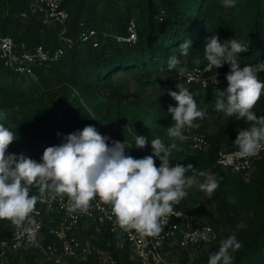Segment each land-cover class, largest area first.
I'll return each mask as SVG.
<instances>
[{
	"label": "trees",
	"instance_id": "16d2710c",
	"mask_svg": "<svg viewBox=\"0 0 264 264\" xmlns=\"http://www.w3.org/2000/svg\"><path fill=\"white\" fill-rule=\"evenodd\" d=\"M29 2L0 0V34L10 36L18 45L26 44L29 49L41 45L54 51L62 46L61 35L73 45L58 62L35 67L36 80L9 70L0 60V111L6 114L0 124L15 138L7 154L41 159L44 150L52 147L59 137L57 133L61 134L63 143L65 136L80 131L85 125L96 126L109 138L116 135L119 139L134 140L135 135L146 136V148L151 150V140L159 136L166 146L176 145L171 149L173 166L177 163L192 166L186 176L197 175L205 181L206 176H201L200 169L206 167L219 181L209 201L215 204L214 211L207 205L188 207L186 202L178 205L183 211L208 220L218 231L222 226L226 229L224 237H219L198 256L199 262L208 264L210 254L218 251L220 241L235 234L243 246L231 253L232 264H264V159L255 163L247 181L238 177L243 175L229 174L216 165L221 150L238 149L233 143L238 131L250 125L215 110L217 95L213 97V92H226V89L203 88L194 82L186 84L182 77L187 70L202 71L208 77L230 69L225 64L219 69L204 71L208 68L206 44L212 35L219 36L221 43L235 38L249 46L247 52L240 54L241 66H255L264 61V0H234L235 6H225L223 0H64L62 7L69 17L64 24L53 27H45L38 17H21ZM132 20L137 25V42L132 45L118 42L117 37H128ZM91 31L95 35L84 41L83 36ZM185 40H190L192 47L187 56H182L179 48ZM173 55L179 65L168 71L167 60ZM257 75L259 80H264V72ZM123 76L133 79L142 89L153 85L162 87L169 82L174 86L180 81L184 83L197 105L217 120L210 132L203 124L194 130L207 137L206 159H203L205 152L193 150L191 141L169 140L165 135L173 123L167 109L169 105L177 106V102L163 93L154 114L143 104L140 91L131 92L126 85L117 84ZM72 98L79 104L76 114L61 108ZM222 98L227 101L226 95ZM253 110L257 117L264 116L263 95ZM98 123L109 128L103 130ZM25 130L32 134L33 143H24L21 133ZM131 146L135 147V143ZM155 162L158 167L160 161ZM247 215H251V220L243 223ZM16 228L10 220H0V238L9 237ZM48 228L45 221V231ZM81 240L93 248L109 251L117 264H138L128 248L116 247L109 231L97 233L93 228L82 232ZM31 254L38 255L33 249L14 253L7 264H22ZM72 264L102 263L93 253L85 261Z\"/></svg>",
	"mask_w": 264,
	"mask_h": 264
},
{
	"label": "clouds",
	"instance_id": "9594fccd",
	"mask_svg": "<svg viewBox=\"0 0 264 264\" xmlns=\"http://www.w3.org/2000/svg\"><path fill=\"white\" fill-rule=\"evenodd\" d=\"M223 2L225 6H235L234 0ZM190 47L191 41L185 40L180 45V54L187 56ZM248 50V45L235 38L221 43L219 36L212 35L206 44L205 60L208 68L219 69L225 64L230 67L226 92L216 90L215 110L249 123V128L238 131L233 143L243 156L253 157L264 149V116L257 117L253 110L264 92V83L257 75L264 72V61L241 68L240 54ZM178 65L175 55L168 58V71L177 69ZM176 88L178 91L168 93L177 102V106L169 105L167 109L173 122L165 132L169 140L179 139L185 127H192L194 121L206 115L198 110L184 83L180 81ZM225 95L226 102L222 98ZM3 119L6 114L0 111V120ZM109 139L94 126H85L65 136V142L59 146L47 147L42 162L38 163L24 154H7L15 138L0 124V220L7 219L17 228L21 227L37 200L46 193L67 196L69 212H87L91 201L98 197L100 203L110 205L111 215L121 229L158 236L163 231L162 218L175 215L174 207L194 184V179L185 175L192 166L179 163L173 166L171 149L176 145L166 146L159 136L151 140L152 154L140 159L126 154L125 142L113 141L109 146ZM134 142L137 149H143L148 145V138L135 135ZM154 158L159 159V167ZM33 184L39 185V196L29 195ZM218 186L216 177L208 175L199 188L212 194ZM210 231L201 232L200 239L207 241ZM242 246L235 234L221 240L218 251L210 254L208 264H232L231 253Z\"/></svg>",
	"mask_w": 264,
	"mask_h": 264
},
{
	"label": "built area",
	"instance_id": "2783aa9c",
	"mask_svg": "<svg viewBox=\"0 0 264 264\" xmlns=\"http://www.w3.org/2000/svg\"><path fill=\"white\" fill-rule=\"evenodd\" d=\"M64 0H30L27 11L21 14L22 18L30 16L38 17L45 27H53L56 24H64L69 13L62 7ZM95 32L91 31L83 36V40H89ZM137 25L131 21L128 27V37H117L121 43L135 44L137 42ZM62 46L54 51L46 50L39 45L29 49L26 44H16L10 37L0 34V60L11 71L37 79L35 67H48L58 62L73 42L63 35L59 37ZM243 68L244 66H241ZM210 68L204 71H209ZM230 69L219 71L211 76H204V72L187 70L183 74L186 84L200 83L203 88L212 86L214 89H227V73ZM218 80L215 84L214 81ZM264 83V80H260ZM169 87L170 85H166ZM77 92L75 91V95ZM264 96V92H262ZM208 115L200 121L193 123L192 127H185L180 141H191L193 150L206 152L209 142L205 133L194 132L203 124ZM196 125H199L198 127ZM62 143L61 134L53 146ZM139 154L148 156L152 150L139 149ZM159 161L158 158H154ZM264 159V149L253 157L243 156L239 149L221 150L218 153L216 165L232 175L251 174L255 163ZM35 161L42 162L41 159ZM29 195L39 196V185L30 187ZM99 204V206H97ZM175 215L164 217L163 231L155 237L144 236L135 230L125 231L115 223V217L111 215L110 205L99 202L97 197L91 201L87 212L68 211V197L46 193L37 200L33 211L25 218L21 227L16 228L9 237L0 238V264H7L8 258L14 253L33 249L48 264H72L85 261L91 254H96L102 264H117L114 256L109 252L93 248L81 240L82 232H88L93 228L97 233L109 231L116 241L118 249L128 248L132 257L138 264H192L194 258L208 250L220 237L219 231L206 219H199L193 214L183 211L178 205L174 207ZM45 221L48 230L45 231ZM205 229L208 232L207 241L200 239V233ZM53 240H49V238Z\"/></svg>",
	"mask_w": 264,
	"mask_h": 264
},
{
	"label": "rangeland",
	"instance_id": "374dc122",
	"mask_svg": "<svg viewBox=\"0 0 264 264\" xmlns=\"http://www.w3.org/2000/svg\"><path fill=\"white\" fill-rule=\"evenodd\" d=\"M119 80L120 81H118L117 84L126 85L129 91H131V92L140 91L142 93L143 104L146 105V106H149L154 114L157 112L158 105H159L158 102H159L161 96L163 95V93H166L167 95H169L168 93H169L170 90L171 91H178L176 86H174V84H171L170 82L168 84V85H170L169 87H167L166 85H164L162 87H160L158 85H153L151 87H146V88L142 89L140 87V85L138 83H136L130 77L123 76ZM33 81H34V79H33ZM216 95L217 94L215 92H213V97H216ZM197 107H198V110H202L200 105H197ZM61 108H63V110H66L70 114H76L79 111V104L77 103L76 100H73V98H72V100H70V103L67 106H63ZM90 114L92 116H94L92 111H90ZM86 118L87 117H85V119ZM216 121L217 120H216L215 116H208V118L206 119V121L203 123L202 126L208 132H210L213 129V125H214V123ZM98 125H99V128H101L103 130H107V128H109V127L104 126V125H102L100 123H98ZM84 127H81L80 131L83 130ZM97 130H98V132L101 135H103L102 132L99 129H97ZM21 137L23 138L25 144H31V143L34 142L32 134H30L26 130L24 132L22 131ZM113 141H119L121 143L125 142V145L128 142V144L126 146V154L131 155L132 157L137 158V159H140V158L144 157V156L139 154V149H137L136 146L135 147L131 146L132 144L135 143L134 140H132V139H128V140L119 139L118 136L115 135V136L111 137L108 140V145L112 146V142ZM207 153H208V150L205 152V155H204L203 159L207 156ZM205 166H206V163L204 164V167ZM200 173H203V176L211 175L210 174V169H208L206 167L205 168H201L200 169ZM250 175L251 174L244 175V176H238V177L243 179V180H245V181H247ZM186 177L193 178L194 179V184H193L192 187L186 189L187 196L185 198H183L179 202V204H181L182 202H186L188 207H192V206H194L196 204L207 205L210 209H212L214 211L215 210V204L213 202H212V204H210L212 194H208V193H206L204 191H201L200 188H199V185L201 183H203L204 181L200 180V177L197 176V175H192V176L188 175ZM202 216H199V217H202ZM216 216H218L217 213H216ZM250 220H251V215H247V216H245L243 218L242 222L243 223H247ZM240 225H242V224H240ZM219 234H220V237H224L226 235L225 227L222 226V227L219 228ZM199 261H200L199 257H196V258H194L192 264H204V263H200ZM232 262H233V260H232ZM22 264H46V262L41 258V256H39L37 254H31V256L28 257V259L24 258Z\"/></svg>",
	"mask_w": 264,
	"mask_h": 264
}]
</instances>
